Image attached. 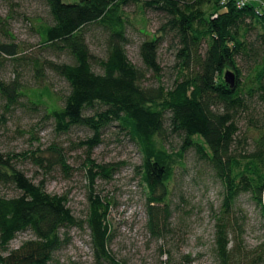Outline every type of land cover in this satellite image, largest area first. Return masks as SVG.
<instances>
[{
  "label": "trees",
  "instance_id": "16d2710c",
  "mask_svg": "<svg viewBox=\"0 0 264 264\" xmlns=\"http://www.w3.org/2000/svg\"><path fill=\"white\" fill-rule=\"evenodd\" d=\"M41 1L51 20L39 23L37 33L44 50L59 60H29L18 45L0 43V97L6 108L27 98L35 108L48 110L58 132L89 129L92 136L83 144L90 152L102 144L103 131L116 124L141 154L137 172L146 192L147 228L156 237L169 229V185L176 170L184 168L186 152L194 150L224 187L215 232L217 260L262 264L264 243L254 249L244 244L234 206L240 195L250 194L264 216V12L254 4L239 7L236 0ZM131 5L143 12L155 9L165 17L140 45L141 67L127 51L126 8ZM94 29L105 34L103 57L95 55L88 42ZM168 38L176 44L178 78L172 88L145 87L150 73L160 81V48ZM7 59L32 68L40 80L48 72L58 76L68 84V94L53 101L46 87L26 90L18 80L6 82L1 68ZM227 71L236 75L234 89L225 82ZM171 135L181 140L177 152L164 144ZM60 161L68 171L66 160ZM89 165L92 183L99 176L111 178L115 170L93 161ZM0 185L19 192L15 197L0 196V264H48L66 244L65 230L82 223L90 231L96 260L120 264L109 250L110 202L91 197L87 219L81 221L69 208L67 196L47 192L16 168L11 155L1 152ZM25 232L32 238L10 250L12 241Z\"/></svg>",
  "mask_w": 264,
  "mask_h": 264
},
{
  "label": "rangeland",
  "instance_id": "374dc122",
  "mask_svg": "<svg viewBox=\"0 0 264 264\" xmlns=\"http://www.w3.org/2000/svg\"><path fill=\"white\" fill-rule=\"evenodd\" d=\"M78 1L64 0L65 3ZM250 2L264 12V0ZM126 12L130 17L128 56L141 67L140 45L157 32L165 17L155 9L147 8L143 12L136 5L126 8ZM50 20L48 8L41 0H0V43L18 45L29 60L41 57L58 61L44 50L37 33L39 23ZM258 31H262L260 27ZM88 42L95 55L104 56L105 34L101 30L94 29ZM159 61L160 81L150 73L143 84L172 88L178 78V67L176 44L169 38L161 45ZM1 78L8 83L18 80L26 90L44 91L46 87L53 94V101L60 100L69 91L68 84L58 76L48 72L47 77L40 80L32 68L15 66L10 59L1 68ZM91 136L92 132L85 127H74L68 133L58 132L48 110L35 108L27 98L8 110L0 97V152L11 155L16 168L35 184H43L47 192L67 196L69 208L81 221L87 219L91 197L110 202L109 250L118 263L220 264L214 243L225 199L224 187L194 150L186 152L184 168L176 170L169 185L172 207L169 229L156 237L147 228L146 192L137 172L142 163L138 147L116 124L103 131L102 144L90 152L83 142ZM164 144L170 152H177L181 140L171 135ZM61 157L66 160L68 171L61 166ZM89 161L113 166L112 177L99 176L92 183ZM18 195L15 187L0 185V196ZM234 210L239 218L236 229L243 235L244 244L254 249L264 243L263 210L256 199L242 194ZM64 234L66 244L48 264H110L96 260L85 223L82 227L66 229ZM31 238L30 232L20 233L9 249H17Z\"/></svg>",
  "mask_w": 264,
  "mask_h": 264
},
{
  "label": "water",
  "instance_id": "95a60500",
  "mask_svg": "<svg viewBox=\"0 0 264 264\" xmlns=\"http://www.w3.org/2000/svg\"><path fill=\"white\" fill-rule=\"evenodd\" d=\"M225 82L228 84L232 89L236 87V75L234 72L227 71L225 73ZM263 206H264V195H263Z\"/></svg>",
  "mask_w": 264,
  "mask_h": 264
},
{
  "label": "built area",
  "instance_id": "2783aa9c",
  "mask_svg": "<svg viewBox=\"0 0 264 264\" xmlns=\"http://www.w3.org/2000/svg\"><path fill=\"white\" fill-rule=\"evenodd\" d=\"M236 2L239 7H244L248 4H251L250 0H236Z\"/></svg>",
  "mask_w": 264,
  "mask_h": 264
},
{
  "label": "crops",
  "instance_id": "0c3cea01",
  "mask_svg": "<svg viewBox=\"0 0 264 264\" xmlns=\"http://www.w3.org/2000/svg\"><path fill=\"white\" fill-rule=\"evenodd\" d=\"M252 4H254V3H252Z\"/></svg>",
  "mask_w": 264,
  "mask_h": 264
}]
</instances>
